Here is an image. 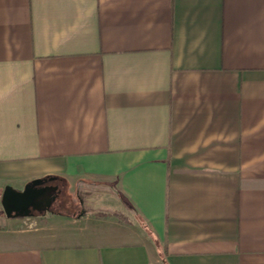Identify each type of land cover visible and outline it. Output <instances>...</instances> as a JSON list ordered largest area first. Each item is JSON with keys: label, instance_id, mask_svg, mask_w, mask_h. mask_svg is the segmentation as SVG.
Here are the masks:
<instances>
[{"label": "crops", "instance_id": "crops-1", "mask_svg": "<svg viewBox=\"0 0 264 264\" xmlns=\"http://www.w3.org/2000/svg\"><path fill=\"white\" fill-rule=\"evenodd\" d=\"M0 264H264V0H0Z\"/></svg>", "mask_w": 264, "mask_h": 264}, {"label": "water", "instance_id": "water-1", "mask_svg": "<svg viewBox=\"0 0 264 264\" xmlns=\"http://www.w3.org/2000/svg\"><path fill=\"white\" fill-rule=\"evenodd\" d=\"M47 182V180L43 183L33 181L19 192L12 187H6L2 196V206L6 216L10 218L31 216V208H37L36 204L41 205L43 202H45L44 207L50 208L56 197L53 195L47 197L46 192L53 189L51 186H44Z\"/></svg>", "mask_w": 264, "mask_h": 264}, {"label": "rangeland", "instance_id": "rangeland-1", "mask_svg": "<svg viewBox=\"0 0 264 264\" xmlns=\"http://www.w3.org/2000/svg\"><path fill=\"white\" fill-rule=\"evenodd\" d=\"M62 194L60 196H58V198L56 199V202L54 205L50 206L52 209L51 210H55L57 209V204L60 203L61 201V205L62 209L61 211H64L66 213H72L73 211L78 212L79 208H76L77 206H80V202H81V197L80 194L78 192H70V188L68 189V187H64L63 191L61 192ZM56 194V193H55ZM54 195V194H53ZM68 200L69 204H65L63 205V200ZM40 209H42V207L37 208V210H35L34 212L31 213V215H37L40 211ZM1 211H3V213L5 214L4 208L2 206ZM6 215V214H5Z\"/></svg>", "mask_w": 264, "mask_h": 264}, {"label": "flooded vegetation", "instance_id": "flooded-vegetation-1", "mask_svg": "<svg viewBox=\"0 0 264 264\" xmlns=\"http://www.w3.org/2000/svg\"><path fill=\"white\" fill-rule=\"evenodd\" d=\"M51 184L52 183H46L44 186H51ZM52 187V186H51ZM53 188V187H52ZM52 193H54L53 192V189H51L50 191H48V192H46V194H47V197H48V195H49V197H51L53 194ZM44 205H45V202H43V204H41V205H38V204H36V206L35 207H37V208H40V207H42V208H44ZM37 208H31V213L32 212H34L35 210H37Z\"/></svg>", "mask_w": 264, "mask_h": 264}, {"label": "trees", "instance_id": "trees-1", "mask_svg": "<svg viewBox=\"0 0 264 264\" xmlns=\"http://www.w3.org/2000/svg\"><path fill=\"white\" fill-rule=\"evenodd\" d=\"M49 179H52V178L51 177H46L44 179H39V180H35V181L43 183L44 181H46V180L48 181Z\"/></svg>", "mask_w": 264, "mask_h": 264}]
</instances>
